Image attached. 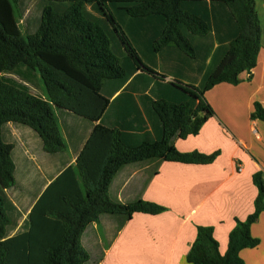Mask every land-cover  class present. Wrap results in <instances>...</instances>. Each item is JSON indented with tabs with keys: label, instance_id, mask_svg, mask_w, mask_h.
Returning a JSON list of instances; mask_svg holds the SVG:
<instances>
[{
	"label": "trees",
	"instance_id": "trees-1",
	"mask_svg": "<svg viewBox=\"0 0 264 264\" xmlns=\"http://www.w3.org/2000/svg\"><path fill=\"white\" fill-rule=\"evenodd\" d=\"M27 1H36L39 15L28 19L22 29ZM220 13L227 16L232 32L223 57L199 85L170 83L172 96L153 102V114L161 126L156 138L132 143L121 131L97 124L76 160L83 191L58 195L56 206L45 210L56 213L61 221V233L53 245L23 250L22 240L29 236L4 239L10 223L7 212L12 209L4 190L14 185V165L12 145L2 140L1 127L6 123L26 126L40 138L46 153L64 151L54 109L98 121L108 105L101 95L105 82H123L140 69L154 74L138 57L140 38H145L151 52L174 46L194 58L190 37L213 33L221 40ZM260 33L254 0H0V264H83L88 256L80 236L100 216L129 220L135 213L164 212L166 208L143 200L111 201L108 187L113 176L133 163H212L218 152L180 153L173 140L196 135L213 116L204 98L208 90L220 83L236 86L239 75L256 66ZM28 85L41 95L33 94ZM250 119L264 122V108L257 102ZM69 174L75 179L72 168L62 178ZM252 182L257 190L254 210L245 220H235L225 253L220 254L212 227L198 226L186 255L188 264H244L239 252L258 246L250 227L264 211L262 173H254Z\"/></svg>",
	"mask_w": 264,
	"mask_h": 264
},
{
	"label": "crops",
	"instance_id": "crops-1",
	"mask_svg": "<svg viewBox=\"0 0 264 264\" xmlns=\"http://www.w3.org/2000/svg\"><path fill=\"white\" fill-rule=\"evenodd\" d=\"M254 3L261 30L256 66L239 75L238 85L220 83L208 90L204 98L213 116L196 135L173 140L180 153L218 155L210 164L150 161L122 166L108 187L109 199L120 204L143 200L166 210L156 215L135 213L129 220L100 216L80 236L88 256L83 264H188L186 255L198 226L212 227L223 255L235 220L243 221L253 212L257 190L252 175L261 172L264 183V122L250 119L255 102L264 108V0ZM219 32L221 40L213 33L190 37L194 58L174 46L151 52L145 38H140L138 57L154 74L140 69L123 82H105L101 95L108 105L96 122L54 109L66 145L62 152L46 153L40 138L26 126L3 125L1 137L12 145L14 165V185L4 190L12 207L4 239L27 235L20 249L51 247L61 233V221L56 213L45 210L56 206L58 195L83 191L75 166L93 128L99 124L117 129L132 143L155 139L161 126L153 114V102L172 96L170 83L197 86L205 79L223 57L232 33L222 13ZM68 168L75 179L72 174L62 178ZM250 233L259 244L241 250L239 257L244 264H264V211Z\"/></svg>",
	"mask_w": 264,
	"mask_h": 264
},
{
	"label": "rangeland",
	"instance_id": "rangeland-1",
	"mask_svg": "<svg viewBox=\"0 0 264 264\" xmlns=\"http://www.w3.org/2000/svg\"><path fill=\"white\" fill-rule=\"evenodd\" d=\"M26 8H27V13L25 14L24 16V19L22 20L20 26L22 29H24L26 27V23H27V20L30 19V18H33V17H36L38 15V10L36 8V1H27L26 2ZM15 79H17L15 77ZM19 80V79H17ZM30 90L32 91L33 89H35L33 86L31 85H28ZM34 92V90L32 91Z\"/></svg>",
	"mask_w": 264,
	"mask_h": 264
},
{
	"label": "built area",
	"instance_id": "built-area-1",
	"mask_svg": "<svg viewBox=\"0 0 264 264\" xmlns=\"http://www.w3.org/2000/svg\"><path fill=\"white\" fill-rule=\"evenodd\" d=\"M238 170H240V169H238Z\"/></svg>",
	"mask_w": 264,
	"mask_h": 264
}]
</instances>
